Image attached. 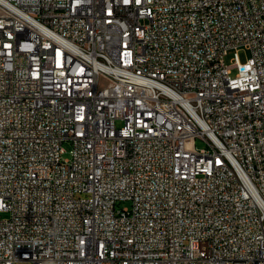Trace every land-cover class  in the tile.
<instances>
[{
	"label": "built area",
	"instance_id": "obj_1",
	"mask_svg": "<svg viewBox=\"0 0 264 264\" xmlns=\"http://www.w3.org/2000/svg\"><path fill=\"white\" fill-rule=\"evenodd\" d=\"M0 264H264V0H0Z\"/></svg>",
	"mask_w": 264,
	"mask_h": 264
},
{
	"label": "rangeland",
	"instance_id": "obj_2",
	"mask_svg": "<svg viewBox=\"0 0 264 264\" xmlns=\"http://www.w3.org/2000/svg\"><path fill=\"white\" fill-rule=\"evenodd\" d=\"M248 55H249V52L248 51H246V50H242V51H240L239 52V57H240V60L242 61V62H245L246 61V58L248 57ZM232 57H233V54H230L229 56H227L226 57V62L227 63H229L230 61H231V59H232ZM236 71L234 70V73H235ZM104 84V81H102V85ZM120 125V123H118V126ZM197 145L198 146H201L202 145V143H201V141L200 140H197ZM64 147L66 148V153L63 155V157L64 158H68V157H70V149H71V145L69 144V143H65V145H64ZM123 204H119L118 206H122ZM1 216L3 217V218H7L8 216H9V214L8 213H6V212H3V213H1Z\"/></svg>",
	"mask_w": 264,
	"mask_h": 264
}]
</instances>
